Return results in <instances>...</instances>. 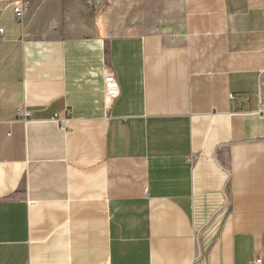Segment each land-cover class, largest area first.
I'll return each instance as SVG.
<instances>
[{
  "label": "crops",
  "instance_id": "obj_1",
  "mask_svg": "<svg viewBox=\"0 0 264 264\" xmlns=\"http://www.w3.org/2000/svg\"><path fill=\"white\" fill-rule=\"evenodd\" d=\"M16 1L0 264H264V0Z\"/></svg>",
  "mask_w": 264,
  "mask_h": 264
},
{
  "label": "built area",
  "instance_id": "obj_2",
  "mask_svg": "<svg viewBox=\"0 0 264 264\" xmlns=\"http://www.w3.org/2000/svg\"><path fill=\"white\" fill-rule=\"evenodd\" d=\"M29 9V3L27 0H18L15 3L14 12L18 20L23 21L25 13ZM0 31L3 32V29ZM106 82V99L109 104H112L120 95V85L117 81V78L113 72H108L105 77ZM23 115H27V112L22 110ZM258 114L264 115V98L261 99L260 106L258 109ZM72 111L71 109H66L65 116L56 114L53 118L54 121L60 122L63 128L68 127L69 120L71 118ZM104 264V263H103ZM255 264H262V259L258 257L255 261Z\"/></svg>",
  "mask_w": 264,
  "mask_h": 264
},
{
  "label": "rangeland",
  "instance_id": "obj_3",
  "mask_svg": "<svg viewBox=\"0 0 264 264\" xmlns=\"http://www.w3.org/2000/svg\"><path fill=\"white\" fill-rule=\"evenodd\" d=\"M96 4L98 5V9H99V10H102V8H103L104 5L101 4V3H96Z\"/></svg>",
  "mask_w": 264,
  "mask_h": 264
}]
</instances>
